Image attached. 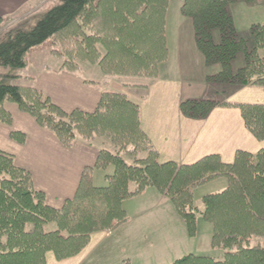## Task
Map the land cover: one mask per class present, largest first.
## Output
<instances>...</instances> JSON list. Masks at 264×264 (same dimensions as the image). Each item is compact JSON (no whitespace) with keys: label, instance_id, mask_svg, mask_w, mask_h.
Instances as JSON below:
<instances>
[{"label":"trees","instance_id":"1","mask_svg":"<svg viewBox=\"0 0 264 264\" xmlns=\"http://www.w3.org/2000/svg\"><path fill=\"white\" fill-rule=\"evenodd\" d=\"M171 1L59 0L35 25L26 23L0 34V67L24 69L32 49L51 40L60 48L55 53L63 58V73L71 74L81 61L98 63L105 74L142 77L152 83L169 57L166 20ZM237 2L185 0L181 13L193 22L206 66L220 67L208 83L264 89V57L259 54L264 49V22L250 27L256 45L250 50L230 10ZM240 54L244 65L235 72L233 62ZM6 104L31 116L64 147L72 148L79 139L99 155L95 167L84 171L75 197L58 210L35 189L32 175L16 166L14 156L0 151V264H46L48 253L58 260L78 255L93 234L127 224L124 202L151 188L173 203L191 237L200 213L212 224L213 249L225 252L221 260L188 254L170 264H264V149L257 154L238 151L232 164L223 163L219 155L189 166L161 164L142 131L141 111L125 92H104L93 113L68 114L35 85L2 81L0 124L11 125ZM216 108L238 109L246 129L264 141V104L191 99L182 103L181 112L188 119L206 120ZM97 136L109 137L113 148L97 145L93 140ZM11 138L25 142L21 133L14 132ZM111 166L107 186H95L94 171ZM221 177L227 179V187L204 196L199 212L195 190ZM51 225L55 228L49 229Z\"/></svg>","mask_w":264,"mask_h":264},{"label":"crops","instance_id":"2","mask_svg":"<svg viewBox=\"0 0 264 264\" xmlns=\"http://www.w3.org/2000/svg\"><path fill=\"white\" fill-rule=\"evenodd\" d=\"M54 1L0 0V21L4 23L22 11L29 13L31 10L46 8ZM184 1H177L175 6L172 5L174 0L170 3L166 20L169 57L159 66V77L148 84L150 86L147 90L142 87L125 90L123 84L118 81H111L108 88H103L87 84V79L81 75L48 69L34 76H25L31 77L29 85H35L67 113L79 109L93 113L104 92H126L130 101L141 111L142 131L157 151L161 164L189 166L211 155H219L223 163L232 164L238 151L257 154L264 149V141L259 142L246 129L238 109L216 108L206 120L188 119L181 112L183 102L191 99L213 100L212 93L223 90L207 82V78L217 74L220 67L206 66L204 56L195 42L193 22L181 13ZM238 5L239 3L233 5L232 10ZM262 5L264 6V3ZM258 7L261 5L254 3L246 8L252 10ZM262 12L259 18L263 19ZM254 21L249 22V25L256 24ZM23 76L19 73L14 77L23 79ZM18 80L12 82L18 83ZM224 88L226 96L219 102L264 104V89L238 88L235 85ZM5 109L11 114L13 122L11 125L0 124V151L13 155L16 165L31 173L35 189L46 195L50 207L62 209L66 201L75 197L84 171L95 167L98 150L81 142H76L72 148H66L52 133L41 128L16 105L6 104ZM14 132L25 135L24 144L11 138ZM111 173H105V181L106 175ZM94 176L95 171L93 181ZM147 197L149 202L142 203L143 206L138 208L137 204ZM167 200L159 191L151 188L142 196L124 202L123 208L130 221L118 230L125 234L132 233L136 230L133 226L140 217L155 214L156 209L168 204ZM210 227L212 233L213 227ZM110 235L111 232L94 234L87 248L78 257L66 261H58L53 253H48L46 264H107L101 258L107 254L98 252ZM162 240L167 244L168 237ZM211 242L212 239L203 247L201 243L199 247L202 248L197 253L213 255L215 251ZM114 246L111 248H115L118 258L111 264H123L127 260L135 264V258H143L141 247L136 250L133 243H116ZM172 259L165 258V255L160 253L155 264H170ZM178 259L180 258L174 261ZM143 264L150 262L146 260Z\"/></svg>","mask_w":264,"mask_h":264},{"label":"rangeland","instance_id":"3","mask_svg":"<svg viewBox=\"0 0 264 264\" xmlns=\"http://www.w3.org/2000/svg\"><path fill=\"white\" fill-rule=\"evenodd\" d=\"M58 1L59 0H55L54 3L49 4L48 7L46 8H41L40 10L37 11L31 10L29 13L28 11H22L18 13L16 17L9 18L8 20L4 21V23L0 24V34L3 32H7L10 29L15 28L17 26L26 25V23L29 25H35L36 22L39 19H41L46 12H48L52 7H54V5L58 3ZM174 1L175 2H173L172 4L173 6H175V3L177 4V1L179 0H174ZM238 3L239 5L236 6V8L233 11L232 10L233 5ZM254 3L260 4L261 7L248 10L247 8L250 7V4H254ZM262 3H264V0H238L237 3L230 6V10L231 12H233V18L239 36L245 38L248 41V46L250 50L254 49L256 45L253 37L250 34V27L252 25H249V22H252V20H255L254 22H256V24L264 22V18L263 19L259 18V15H261L262 11L264 16V6L262 5ZM249 13L255 14V16L252 17ZM216 35H218L217 32L215 33V42L218 43L219 40L217 39L218 36ZM59 49H60L59 46L54 45V42L51 40L47 41L46 43H44L39 47L32 49V51L29 53L28 56L27 66L24 69L13 70L11 68L0 67V82L2 81L12 82V79L9 78L20 73V75H24V76L22 77L23 79L19 78L18 85L31 86L29 85L31 77H25V76H34L45 69H48L53 72L56 71L63 73L61 70L63 64V58L55 53V51ZM259 54L262 57H264V49H261L259 51ZM243 65H244V55L240 54L237 57V59L233 62V70L236 72ZM74 66L77 69H75L74 72H71V74L81 75L87 79L86 80L87 84H94L96 86L103 88L104 87L108 88L109 86L108 84L111 81H118L119 83H122L123 88L125 90L133 89L137 87L143 88V86H147L149 83H151L149 79L142 77H124V76H117L112 74H105L98 63L78 61L74 64ZM213 85H215L216 87H221L218 89H223V90H217V93L216 91L212 93L213 94L212 96H214L213 100L222 101L226 96L224 93L225 92L224 87H229L231 85H220V84H213ZM142 92L144 93L145 91ZM80 111L85 112L83 110ZM85 113H89V112H85ZM93 140L97 145H100L101 147H104L106 149H112L114 146L111 139L106 136H97ZM76 142L84 143L79 139L75 140V143ZM107 171L108 173L113 172V167L112 166L109 167L106 171L98 170V169L95 170V176L93 181L95 186H107L108 182L105 181L104 178L105 173H107ZM226 186H227V179L225 177H221L197 188L194 192V203L198 211L200 212L203 211L204 209L202 202V198L204 196H206L207 194L220 192L223 189H225ZM131 187L132 189H134V185H131ZM144 202L146 203L149 202L148 197L143 198V200H141L137 204V207L139 208L143 206L142 203ZM167 203L168 204H164L163 206H161L160 209H156L155 214L140 217L139 221L134 224L133 228H135L136 230H134L132 233L125 234L124 232L118 229L115 231H105V232H111V235L104 241L105 245H103L98 252V253L103 252L107 254L102 256L101 258L105 260L107 264H111L118 258V255L114 250L115 248L112 249L111 247H115L114 245L116 243L119 244L133 243L136 250L138 247H141V254L143 255V258L141 257L137 259L135 258V264H143V262H145L146 260L149 261L150 264H155L156 258H158V255L160 253L162 255H165V258L172 257L173 258L172 261L169 262H173L176 258H182L183 256L190 254L191 252H194L193 254H198V255L200 254V256L202 254L206 256L207 255L213 256L216 258H220L219 260H221L224 255L221 253L224 251L220 249H214L215 252L213 255L209 253H197L198 250H201V248L207 242H210V240L212 239V233L210 229L211 228L210 226H212V224L210 222L205 221L202 215L199 213L197 217L196 234L194 237H191L189 235V231L187 230V226L183 218L177 212L173 203L170 200H167ZM54 228H55L54 225L49 226V229H54ZM166 229H167V233H165ZM166 237H168L167 244H165V241L162 240ZM201 243H202V247H199ZM83 251H81V253ZM81 253L65 260H58L57 258L56 259L58 261H66L78 257Z\"/></svg>","mask_w":264,"mask_h":264}]
</instances>
